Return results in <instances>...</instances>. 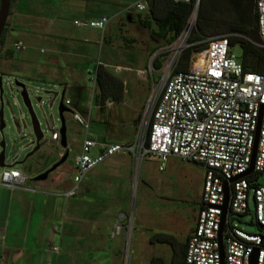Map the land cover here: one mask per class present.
Returning a JSON list of instances; mask_svg holds the SVG:
<instances>
[{"label":"built area","instance_id":"obj_1","mask_svg":"<svg viewBox=\"0 0 264 264\" xmlns=\"http://www.w3.org/2000/svg\"><path fill=\"white\" fill-rule=\"evenodd\" d=\"M135 7L144 11L146 4L139 1ZM254 10L257 39L248 40L264 49V0H255ZM107 21L102 15L88 21L74 20V24L103 29ZM186 46L185 43L183 47ZM12 48L20 51L25 47L16 41ZM174 65L169 67L163 89L153 103L146 131L141 132L136 125L132 139L125 142L94 136L90 122L68 108L71 101L61 91L62 104L68 108L64 112L84 128L80 149L73 159L72 187L65 195L72 196L87 171L116 153L129 154L138 166L152 156L158 170L164 169L171 156L193 162L202 168L203 178L184 264H249L254 249L258 250L256 264H264V185L256 181L264 171V70H244L231 52L226 34L207 38L205 47L192 54L186 70L173 71ZM257 126L252 170L239 176L249 168ZM51 130V140L59 144V130L55 131L54 126ZM66 147L69 151L68 142ZM25 180L13 165L2 167L0 184L10 189L26 188ZM225 187L228 199L221 231V258L217 237ZM249 199L254 206L252 219L262 226L261 234L246 232L232 222L235 215L249 211ZM127 228L129 231V225Z\"/></svg>","mask_w":264,"mask_h":264},{"label":"crops","instance_id":"obj_2","mask_svg":"<svg viewBox=\"0 0 264 264\" xmlns=\"http://www.w3.org/2000/svg\"><path fill=\"white\" fill-rule=\"evenodd\" d=\"M139 1L147 6L148 0H12L5 42L0 46V71L12 68L25 70L26 77L59 79L63 60L65 68L74 72L79 65L78 59L88 53V43L96 40V33L86 30L93 27L78 26L74 24V20L88 21L106 16L108 21L102 29L101 41L108 42L111 46V38L125 39L122 35L125 30L124 22L128 21L130 15L136 19L140 17L142 11L135 7V3ZM150 38L159 41L151 36ZM36 40L43 41L45 45L38 49L43 55L37 60L34 58L36 47L33 42ZM16 41H25V55L12 48V43ZM110 48L106 50L105 57L114 54L115 51L111 53L113 46ZM6 51H12L11 58L5 57ZM73 55L78 59L73 58ZM98 63L105 67L109 65L102 60ZM115 66L117 70L121 69L119 64ZM128 76L125 73L123 78L116 76L122 82L119 100L109 97L104 102H97L92 96L91 110L97 112L94 117L101 120L98 121L99 126L96 125L100 129V136L96 137L102 140L125 142L133 137L136 116L142 106H136L131 111L118 107L124 105L123 97L127 93L124 78ZM62 91L65 93V87ZM96 91L95 88L94 93ZM92 122L90 121V130L91 127L93 129ZM91 132L93 133L92 130ZM118 134L121 136L115 137ZM79 149L80 146L77 152ZM60 156L57 154V160ZM57 160L52 159L50 163ZM105 161L110 162V165L103 177L111 192L122 189L127 192L135 178L138 179L136 183L140 188V176H135L134 164L129 154L116 153L103 162ZM28 167L27 170L25 167L24 170L18 169L26 177V188L10 189L0 184V264H121L123 230L128 232L127 224L124 223L117 230L113 229L112 218L98 217L101 211L98 213V208L91 206V201L80 200L76 191L81 186L85 187L87 182L85 183L84 178L72 196L65 195L72 187L74 164L65 168L70 174L65 170L50 173L57 166L43 180H34L46 168L40 158ZM139 222L140 220L135 224ZM193 227L179 235L165 232L146 235L142 239V246L147 247L148 243L153 248H147V256L141 253L144 260L142 258L143 261L137 263L184 264L185 245ZM138 230L140 229L136 226L135 232L138 234L136 237L134 234L135 244L140 240ZM157 234L170 235L172 240L162 242L156 238ZM133 259L139 260L140 256L135 254Z\"/></svg>","mask_w":264,"mask_h":264},{"label":"rangeland","instance_id":"obj_3","mask_svg":"<svg viewBox=\"0 0 264 264\" xmlns=\"http://www.w3.org/2000/svg\"><path fill=\"white\" fill-rule=\"evenodd\" d=\"M195 18L196 13L193 12L188 19L192 26H194ZM124 25L125 30L122 35L125 39L111 38V46L114 49L111 53L115 52L106 55V57V50L111 49V46L108 45V42L102 43L103 30L86 28V30L96 33V40L88 43V53L84 57L81 56L78 59L73 55V58L79 61L74 72L67 70L62 60L63 68L59 79L41 80L37 77H26L25 70L12 68H4L0 71L4 122V127L0 131V140L3 137L5 141V162L7 164L14 163L15 168L24 170L25 167L27 170L28 166L40 158L44 166L48 168L52 164L50 161L57 160V154L60 156L63 153L58 142L51 140L53 134L51 127L54 126L56 131L61 126L58 107L63 87H65V97L71 101L68 108L78 112L84 119L88 118L86 120L89 122L93 121L91 130L93 134L95 133L94 136H100V129L97 126H99L98 121L101 120L94 117L97 112L91 110L92 96L96 88L93 81L94 71L99 60L109 64L108 69L119 78H123L124 73L129 75L128 78H124L127 92L123 97L124 105H118V107L131 111L136 106H142L136 116L135 123L137 127H140L141 132L146 131L150 122L151 108L163 89L167 71L170 66L175 64L178 50L186 43L185 38L192 29L183 30L175 41L165 44L162 40L153 41L150 38L149 30L140 26L135 16L130 15ZM253 37L257 39V35ZM23 42L25 48L17 52L25 55L26 44L25 41ZM33 42L36 47L34 58L37 60L43 55L38 52V49L44 48L45 45L41 40ZM231 52L237 60L240 59L241 48L238 43L231 46ZM158 63L161 66L156 68ZM116 64H119L121 69L117 70ZM15 76L19 82L25 85L32 109L42 131L39 148L27 157V153L35 146L34 134L29 112L20 95V88L15 85ZM91 111H93L92 119ZM63 117L70 149L67 158L50 173L65 170L67 174H70V171L65 168L72 166L74 155L84 136V128L71 120L67 112L63 113ZM118 136L121 135H115V137ZM109 163L105 161L87 171L83 177L87 183L85 187L78 188L76 194L82 202L91 201V206L95 205L98 208V213L99 210L101 211L98 217L112 218L113 229L117 230L116 225H119V228H122L124 223L129 225L128 232L123 230L124 250L121 264H138V261L141 263L144 260L140 254L147 256L149 253L147 248H153V245L148 243L147 247L142 246V239L146 235H151L154 232L179 235L193 227L200 205L203 178L201 167L193 162L171 156L166 161L164 169L158 170L157 160L148 156L140 162L139 166L133 163L135 176H140V188L137 187L138 179L135 178V181L133 179V183H130L127 192L125 189L111 192L103 177L109 168ZM30 168L28 167V169ZM1 170L0 166V172ZM256 181L264 185V171L257 175ZM248 207V212L235 215L232 222L246 232L261 234V229L252 219L254 207L252 199H249ZM139 220L140 222L136 225L135 222ZM136 226L140 229L138 230L140 240L135 244L134 234L135 237L138 234L135 232ZM262 231L264 232V229ZM135 254L140 256L139 260L133 259Z\"/></svg>","mask_w":264,"mask_h":264},{"label":"trees","instance_id":"obj_4","mask_svg":"<svg viewBox=\"0 0 264 264\" xmlns=\"http://www.w3.org/2000/svg\"><path fill=\"white\" fill-rule=\"evenodd\" d=\"M255 0H148L146 9L137 17L140 26L149 30L155 40L171 44L183 32L185 23L193 12L196 13L195 31H190L186 46L179 54L173 71L186 70L193 53L205 47V40L219 35H228L229 45L238 43L241 48L240 63L246 71L261 72L264 70V49L257 48L248 39L257 35ZM12 0H10L11 4ZM6 26L0 37V46L5 42ZM12 57V51L5 53ZM156 68L161 65L156 64ZM96 93L93 99L104 102L111 97L119 100L122 93V82L107 67L98 63L94 72ZM162 242H170L172 237L157 234Z\"/></svg>","mask_w":264,"mask_h":264},{"label":"water","instance_id":"obj_5","mask_svg":"<svg viewBox=\"0 0 264 264\" xmlns=\"http://www.w3.org/2000/svg\"><path fill=\"white\" fill-rule=\"evenodd\" d=\"M9 9H10V0H0V37L1 34L3 32V29L5 27L6 21H7V17L9 14ZM187 28H191L192 31H195V27L192 26V24L190 23V21L188 20L185 23L184 26V30ZM15 80V85L17 87L20 88V95L22 97V100L24 102V105L26 106L29 115H30V119H31V124H32V130H33V134H34V141H35V146L34 148L27 153L26 157L31 155L35 150H37L39 148V141L42 138V131L40 130L39 127V122L36 119L35 113L32 109L31 103H30V99L28 98V94L25 88V85L22 82H19L18 79H14ZM2 80H1V75H0V131H2V128L4 127V122H3V118H2V106H3V99H2ZM59 117H60V121H61V126L59 128V133H60V143L59 145L61 146V148L64 150L63 153L61 154L60 158L54 162L48 169L42 171L41 173L37 174L34 177V180H43L46 178L47 174L54 170L57 166H59L66 158L68 155V149H67V138H66V127H65V121H64V117H63V112L68 110L67 107H65L62 104V101H60L59 107ZM257 136H258V126L257 129L255 131V138H254V143H253V149H252V158H251V162L249 165V168L242 174H240L239 176L242 175H246L248 174L253 167V159H254V155H255V150H256V145H257ZM0 166L1 167H5V166H12L14 163L12 164H7L5 162V141L4 138L2 137L0 140ZM227 199H228V193H227V188H224V199H223V204L221 206L222 208V213H221V218H220V226H219V230H218V242H219V252H220V257L222 258V243H221V231H222V227H223V219H224V214H225V209H226V204H227ZM259 228H262V226H258ZM257 253L258 250L254 249L252 251V253L249 256V264H256V259H257Z\"/></svg>","mask_w":264,"mask_h":264}]
</instances>
